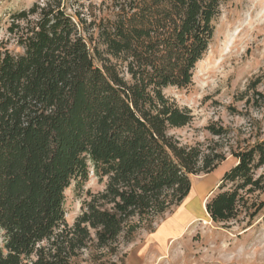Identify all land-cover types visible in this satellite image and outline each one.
Listing matches in <instances>:
<instances>
[{
	"label": "trees",
	"instance_id": "1",
	"mask_svg": "<svg viewBox=\"0 0 264 264\" xmlns=\"http://www.w3.org/2000/svg\"><path fill=\"white\" fill-rule=\"evenodd\" d=\"M227 1L125 0L95 27L121 73L75 1L36 0L10 16L0 43V264H72L89 243L113 254L120 237L129 243L150 229L189 195V176L211 173L226 154L236 164L206 213L215 224L250 225L264 206V140L181 145L168 131L190 116L163 94L192 84ZM91 171L105 189L69 226L64 192L81 189Z\"/></svg>",
	"mask_w": 264,
	"mask_h": 264
},
{
	"label": "rangeland",
	"instance_id": "2",
	"mask_svg": "<svg viewBox=\"0 0 264 264\" xmlns=\"http://www.w3.org/2000/svg\"><path fill=\"white\" fill-rule=\"evenodd\" d=\"M36 0H0V43L7 39L10 16L27 10ZM87 25L94 45L121 73V61L105 52L97 39L96 26L108 25L121 13L125 0H72ZM10 50H15L11 44ZM99 65V63H97ZM126 80L129 76L124 73ZM163 94L190 121L169 129L181 145L245 146L264 140V0H229L220 6L207 52L193 70L192 84L185 89L169 87ZM223 128L228 134L213 137L207 127ZM236 164L229 154L211 173L189 176L191 191L178 205L157 217L150 229L137 231L131 242L120 237L113 254H102L89 243L71 260L72 264H264V206L247 225L246 221L215 224L209 219L206 202L216 193L224 173ZM264 174V167L257 175ZM106 179L91 171L81 189L72 184L64 192L65 219L72 226L84 204L101 194ZM264 203V192L259 194ZM3 235L0 231V248Z\"/></svg>",
	"mask_w": 264,
	"mask_h": 264
}]
</instances>
